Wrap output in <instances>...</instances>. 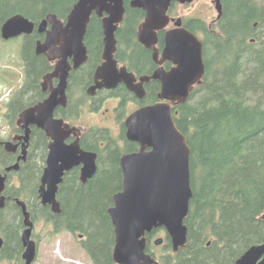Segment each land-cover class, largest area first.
Wrapping results in <instances>:
<instances>
[{
	"label": "trees",
	"instance_id": "obj_1",
	"mask_svg": "<svg viewBox=\"0 0 264 264\" xmlns=\"http://www.w3.org/2000/svg\"><path fill=\"white\" fill-rule=\"evenodd\" d=\"M129 1L125 0V21L116 33V59L138 76L149 75L157 66L152 51L137 38L145 12L131 8ZM57 2L51 0L46 9L66 15L77 0H67L64 5ZM257 21L255 8L248 1L226 0L217 33L201 28L205 32V76L188 101L173 108L176 124L191 148L193 197L185 221L188 244L174 254L167 238L165 249L172 252L160 256L148 244L147 252L161 264H235L250 247L264 243V40L251 43L252 27ZM261 25L263 30L264 24ZM162 44L160 38V48ZM85 45L88 69L93 71L102 63L103 54V29L97 16L92 17L88 26ZM146 90L142 104L157 102L160 83L153 81ZM129 95L123 91L127 101ZM125 107L122 103V112ZM42 133L36 132L34 156L21 168V180L9 183L7 191L28 202L36 221L54 223L55 233L69 230L86 234L83 245L94 264H115V235L108 210L113 206L114 195L122 191L120 158L123 153L137 150L138 145L126 141L121 147L119 141L123 138L114 139L110 131L87 130L81 146L97 153L98 173L86 184L65 181L59 190L62 211L56 215L39 200L48 145ZM11 162V156L0 151V168ZM65 191L70 193L64 195ZM13 218L17 228L7 231L4 250L9 248L10 255L17 254L20 264V208L15 207Z\"/></svg>",
	"mask_w": 264,
	"mask_h": 264
},
{
	"label": "water",
	"instance_id": "obj_2",
	"mask_svg": "<svg viewBox=\"0 0 264 264\" xmlns=\"http://www.w3.org/2000/svg\"><path fill=\"white\" fill-rule=\"evenodd\" d=\"M195 0H132L131 6L145 12L144 22L138 31V40L145 48L153 51V60L159 65L151 76H143L137 84L134 74L125 67L119 69L116 31L125 15L124 0H78L68 16L67 25L60 37L64 42V55L52 77L61 82L45 103L26 112L22 121L27 129L24 139L29 141V125L35 124L51 139L46 167L39 188V197L44 206H51L54 213H60L57 194L67 171L82 165V179L85 183L97 172L96 153L82 150L79 141L67 144L71 135L62 120L53 117V111L60 103L59 94L65 95L70 65L74 68L84 65L89 57L85 37L92 16L103 18L104 51L103 64L96 71V80H102L107 89H114L124 83L139 99L146 96L144 84L151 80L161 84L158 101L141 106L125 120L126 138L140 146L139 151L125 154L120 159L123 175L122 191L113 197L114 205L108 210L115 233L113 260L115 264H160L147 253V235L157 229H164L170 238L173 252L177 254L188 244V227L185 224L193 197L191 186V148L186 136L179 130L173 107L188 101L193 89L202 83L206 73L203 59V44L190 31L182 28V20L176 28L165 35L162 55L157 48L158 32L170 23L168 11L174 2L182 5ZM218 13H222L221 0H216ZM107 14L106 17L104 15ZM21 17L12 19L4 31L13 33ZM32 26V24H31ZM165 62L173 64L169 71ZM63 97V104L65 103ZM11 144H8V146ZM9 150V148H7ZM18 164L7 171L18 170ZM7 177L0 173V209L5 206L2 195L6 189ZM22 208L26 229L22 234L25 248V264H34L37 245L32 240L34 222L26 203L17 201ZM264 221V214L262 216ZM165 238L155 241L161 246ZM0 237V247L3 246ZM235 264H264V243L250 247Z\"/></svg>",
	"mask_w": 264,
	"mask_h": 264
},
{
	"label": "flooded vegetation",
	"instance_id": "obj_3",
	"mask_svg": "<svg viewBox=\"0 0 264 264\" xmlns=\"http://www.w3.org/2000/svg\"><path fill=\"white\" fill-rule=\"evenodd\" d=\"M50 1L51 0H0V151L4 152L6 155L11 156L12 158L11 164L5 166L4 168H0V173L7 177L6 189L2 194L6 198L5 206L0 209V237L4 242L3 246L0 247V264H19L17 262V258H18L17 254L10 255L7 252L9 248L8 249L6 248L4 250L7 240V234H6L7 231L14 230L17 228L16 223L12 222L14 220L13 211L15 210V207L20 208L22 212V208L17 204V201L20 199L14 196L12 193L10 194L7 191L9 183H18L21 180V177L19 176L21 168L24 165L31 162L32 157L34 156L35 146L37 145L36 137H35L36 132H41V133L43 132L48 140L46 160L49 153V145L51 143V139L47 136V134L35 124H30L28 127L30 133H29V141L27 142L24 139L27 133V129L25 128V123L22 121L23 116L26 112L36 108L40 104L45 103L54 93H57V89L61 82V80L58 77H52V74L55 72L58 62L62 59L60 57L57 58V56L64 55L65 52L64 42L59 34H61L62 29L66 27L68 16L72 10L66 15H63L62 13H52L50 10L46 9V4L48 2L50 3ZM57 1H58L57 3H59L60 5L62 4L64 5L67 2V0H57ZM131 1L132 0L129 1L130 6H131ZM246 1H248V3L255 8V13L257 14V17L259 19V21L253 24L252 27L253 37L251 38V43L257 44L258 39L264 40V29L262 30L261 28L262 27L261 24H264V1L262 2H260L259 0H246ZM225 2L226 0H221L222 13L221 15L218 13L217 18L209 26L206 25L204 20L198 18H192L191 20H184L183 17H174L173 15L175 14L176 7L178 5L184 6L178 2H174L168 11V15L170 17V23L168 24L167 27H165L163 30L158 32L157 48L160 52V55H162L164 50L166 33L176 28V23L179 19L182 20V25H181L182 28L195 34L201 41H203L205 32L201 31V28L203 30L206 29L212 30L214 27H216V29L218 28V24L223 17ZM124 7L126 14L125 0H124ZM131 8L133 7L131 6ZM93 16H97V15L94 14ZM106 16L107 14L104 15V17ZM16 17H21V19L16 24V31L13 33L5 32L4 29L7 26V24ZM97 17L98 19H100L101 26L103 29V18L99 16ZM124 21H125V15H124V20L118 26L116 33L120 30V28L124 24ZM212 31L216 33V30H212ZM137 38H138V33H137ZM160 38L164 43L162 44V48H160L159 46ZM103 41H104V29H103ZM103 51H104V44H103ZM117 51H118V43H117ZM152 58H153V51H152ZM68 60H69L70 70L67 79V88L65 90V95L62 96L61 94H59V98L57 101L60 103L53 111L54 119L62 120L64 124L67 125L68 127L66 129L72 132L71 135H69V137L67 138L66 143L72 144L78 140L81 146V140L85 132L77 128V122L79 121L82 115V110L85 104L83 103V94L85 92V95L87 96L86 103L88 102L87 104L89 108H91L93 111H99L106 104L111 106L114 105L112 109L105 108L102 112L105 113L111 111L112 114L107 118H111V120H115V122L120 121L121 135L119 134V137L123 138L122 137L123 130H125L124 131L125 139L123 138V140H121L120 138L119 139H116L114 137L113 138L116 140H121L119 141V145H121V147L125 146L126 141L127 142L129 141L126 138L125 121L124 122L121 121V119L123 118L121 105L122 103H129L130 101L137 103L139 107L147 105V104L144 105L142 104V102L146 99L148 94L146 90V86L149 85L154 80H151L149 83L144 84L146 96L143 99H139L133 92H130L127 89V86L124 83L119 84L114 89H107L104 86L102 88L99 87L100 85L102 86L103 81L100 79L96 80V71L103 64V54H102V63L99 66H97L93 71L88 69L89 59L84 65H82L79 68H74L73 58H69ZM118 62H119L118 64L119 69L125 67L129 73L134 74L137 80L136 82L137 84L140 82L141 77L151 76L154 73V71L159 67V65L155 63L157 67L151 74L138 76L136 73L129 71L128 67L125 64H122L119 60ZM172 66L173 64L170 62H165L163 64V67L166 71H169L172 68ZM122 90L129 92L130 95L128 101L123 97ZM63 97L66 99L64 104H63ZM113 100H115L116 102H113ZM113 112H115V115H113ZM107 121L109 120L107 119ZM99 128L110 131L107 126H103ZM8 144L11 145L8 146ZM102 145H105V143H102ZM7 148H9V150ZM81 148L86 152L95 153L93 151L86 150L82 146ZM139 148L140 146L138 145L137 150H134L133 152L123 153L122 156L125 154L135 153L139 151ZM46 160L44 163L43 171L46 167ZM16 164H18L20 167L18 170H12L9 172L7 171L9 167L15 166ZM96 164H97V172H96L97 174L99 170L98 156H97ZM43 171L41 174V178L43 175ZM96 174L84 183L82 179V165L76 166L70 171H67L65 173L62 184L65 181L70 182L72 180H77L82 184H86L87 182L91 181L96 176ZM40 183H41V179H40ZM67 193L70 192L65 191L64 195H66ZM39 200L41 205H43L40 197ZM20 201L26 203L27 210L31 215L32 221L34 222L32 240L35 241L37 245V258L41 244V239L36 237L35 232H36V224H38L39 222H43V226L48 227V232H49L48 236L50 235L59 236V235L69 234L71 237L76 238L79 249L85 252L88 256V253L83 245V243L87 239L86 234L81 232L74 233L69 230L55 233L56 229L54 223L48 222L45 219L42 220L39 219L36 221L33 218L32 211L29 209L28 202L25 200H20ZM57 201L59 202L60 209L62 211L61 202L59 200V191L57 194ZM44 207H50L52 211L51 206L47 205ZM60 213L56 214L53 212V214L56 215ZM25 229L26 227L24 225V217H23V229H21V234H20L23 251L21 254L22 262L20 264H25V261L23 259L25 248L22 242V234ZM158 230L161 229L154 230L152 233L148 234L150 236L147 235V239L148 237L150 238L148 239L149 245L152 246L153 239L155 238V235L158 232ZM166 239L167 237L165 238V243H166ZM114 247H113V252H114ZM61 251L62 249L59 248L58 252ZM154 258L158 260L156 257ZM112 260H113V253H112ZM68 262H71L72 264H78L75 259H71ZM90 262L91 264H94L91 259ZM35 263L36 261L34 262V264Z\"/></svg>",
	"mask_w": 264,
	"mask_h": 264
},
{
	"label": "rangeland",
	"instance_id": "obj_4",
	"mask_svg": "<svg viewBox=\"0 0 264 264\" xmlns=\"http://www.w3.org/2000/svg\"><path fill=\"white\" fill-rule=\"evenodd\" d=\"M259 1L262 2L264 0ZM173 16L183 17L184 20L198 18L204 20L206 25L209 26L218 16L216 0H195L192 4H187L184 6L178 5ZM213 30L217 31L216 27H214ZM86 101L87 96L84 92L83 103L85 104L82 110V115L77 122V128H79L83 132H86L91 128L107 126L110 130L111 136L119 139L121 127L120 121L115 122V120L107 118L112 114L111 111L105 113L102 112L105 108L112 109L114 105L111 106L106 104L99 111H93L91 108H89L87 104L88 102L86 103ZM113 102L116 101L113 100ZM125 105L126 107L123 112V118L121 119L122 122L125 121L129 114H131L139 107V105L137 103H134L133 101L125 103ZM113 115H115V112H113ZM107 119L109 121H107ZM35 233L36 237L41 239L38 258L35 264H72L71 262H68L71 259H75L78 264H91L87 254L79 249L76 238L71 237L69 234L48 236V227L43 226V222H39L38 224H36ZM159 238H166V231L164 229L158 230L155 238L153 239L152 251L154 252V254L160 256L171 253V249H165V242L162 246H156L154 244V242ZM59 248L62 249L61 252H58Z\"/></svg>",
	"mask_w": 264,
	"mask_h": 264
}]
</instances>
